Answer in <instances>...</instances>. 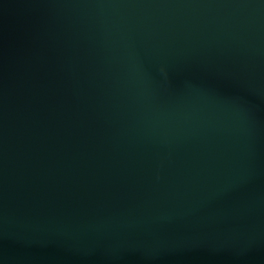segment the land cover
<instances>
[{
  "label": "water",
  "instance_id": "obj_1",
  "mask_svg": "<svg viewBox=\"0 0 264 264\" xmlns=\"http://www.w3.org/2000/svg\"><path fill=\"white\" fill-rule=\"evenodd\" d=\"M0 264H264V0H0Z\"/></svg>",
  "mask_w": 264,
  "mask_h": 264
}]
</instances>
